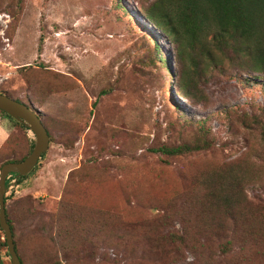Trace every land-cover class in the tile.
Instances as JSON below:
<instances>
[{"label":"rangeland","instance_id":"374dc122","mask_svg":"<svg viewBox=\"0 0 264 264\" xmlns=\"http://www.w3.org/2000/svg\"><path fill=\"white\" fill-rule=\"evenodd\" d=\"M151 1L0 0V92L31 102L54 138L27 176L6 180L7 207L21 212L34 201L50 209L66 192L86 209L145 216L200 170L243 158L261 170L264 186V148L253 147L240 125L264 109V86L245 82L224 61L198 85L204 101L193 104L177 94L178 64L161 37L157 42L172 74L158 59L148 63L139 9ZM47 72L57 76L50 79ZM182 116L193 125H183ZM13 122L0 116V153L9 137H22ZM199 126L212 140L206 151L167 162L147 151L193 142ZM21 132L34 142L27 129ZM83 170L86 180L76 179ZM248 195L264 202L262 190ZM3 242L0 230V263L11 264Z\"/></svg>","mask_w":264,"mask_h":264},{"label":"trees","instance_id":"16d2710c","mask_svg":"<svg viewBox=\"0 0 264 264\" xmlns=\"http://www.w3.org/2000/svg\"><path fill=\"white\" fill-rule=\"evenodd\" d=\"M18 13H12L15 21ZM139 13L148 63L158 59L172 74L157 42L156 36L161 37L178 64L176 93L189 102L204 101L198 85L206 71L223 66L224 61L245 82L258 81L264 86V0H152ZM26 70L19 72L24 76ZM47 73L50 79L57 76ZM27 84L37 95L32 78ZM0 116L14 120L2 111ZM181 118L183 125H193ZM240 125L253 147L264 148V109L242 118ZM13 127L22 137L7 139L0 167L21 162L33 149L21 132L25 126L15 121ZM197 128L193 142L151 146L147 151L164 156V162L206 151L212 146L210 133L203 126ZM46 130L51 143L54 138ZM259 171L248 158L200 170L183 189L170 191L150 206L145 216L86 209L66 192L46 210L30 201L16 212L4 199L5 215L21 264H248L254 258L264 262V202L248 195L249 191H264ZM78 174L76 179L86 180L84 170ZM19 226L23 228L18 232ZM108 251L118 256L111 259Z\"/></svg>","mask_w":264,"mask_h":264},{"label":"water","instance_id":"95a60500","mask_svg":"<svg viewBox=\"0 0 264 264\" xmlns=\"http://www.w3.org/2000/svg\"><path fill=\"white\" fill-rule=\"evenodd\" d=\"M0 111L25 126L27 130L30 129L35 135L33 149L24 160L18 163H7L0 168V230L5 237L10 263L21 264L14 249L11 229L5 215L6 180L10 176L16 178L27 176L35 168L42 155L47 152L50 140L41 121L40 112L35 110L32 104L17 102L13 98L0 93Z\"/></svg>","mask_w":264,"mask_h":264},{"label":"bare ground","instance_id":"6f19581e","mask_svg":"<svg viewBox=\"0 0 264 264\" xmlns=\"http://www.w3.org/2000/svg\"><path fill=\"white\" fill-rule=\"evenodd\" d=\"M29 131L34 135V133L29 129ZM34 139H35V135H34Z\"/></svg>","mask_w":264,"mask_h":264},{"label":"built area","instance_id":"2783aa9c","mask_svg":"<svg viewBox=\"0 0 264 264\" xmlns=\"http://www.w3.org/2000/svg\"><path fill=\"white\" fill-rule=\"evenodd\" d=\"M8 178H9V177H8ZM8 178H7V179H8Z\"/></svg>","mask_w":264,"mask_h":264}]
</instances>
